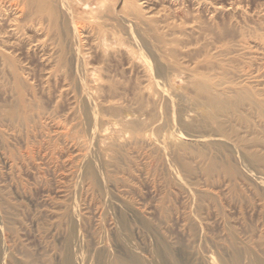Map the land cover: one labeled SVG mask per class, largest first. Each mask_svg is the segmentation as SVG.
<instances>
[{
  "label": "rangeland",
  "instance_id": "rangeland-1",
  "mask_svg": "<svg viewBox=\"0 0 264 264\" xmlns=\"http://www.w3.org/2000/svg\"><path fill=\"white\" fill-rule=\"evenodd\" d=\"M180 1L161 22L180 36H166L181 47L178 60L189 62L203 51L213 53L214 46L224 47L216 54L225 63L221 73L237 79L246 73L264 93V0H209L211 11L223 5L211 15L196 11L195 0ZM51 2L47 15L31 14L22 22L20 44L9 53L16 60L25 114L10 69L0 63V264L3 258L8 264H63L65 256L70 264H103L109 252L136 251L147 257L167 230L179 239V230L207 229V240L227 236L223 226H232L239 236L256 228L264 231V186L246 162L238 172L242 182L234 184L217 157L219 168L209 171L193 156L172 157L158 147L161 126L146 131L152 145L116 146L107 139L110 134L105 139L100 135L97 124L110 127L112 122L106 110L97 119L100 106L125 103L133 90L153 80L140 55L144 50L130 38L133 30L148 41L147 25L122 21L121 0ZM231 2L236 5L228 10ZM113 32L127 44L118 49L109 43ZM111 84L116 100L107 94ZM180 98L181 111L187 110L190 104ZM86 105L96 117L83 114ZM14 108L20 112L16 121L8 116ZM171 132L179 141L175 127ZM228 251L226 255L232 249Z\"/></svg>",
  "mask_w": 264,
  "mask_h": 264
},
{
  "label": "bare ground",
  "instance_id": "bare-ground-1",
  "mask_svg": "<svg viewBox=\"0 0 264 264\" xmlns=\"http://www.w3.org/2000/svg\"><path fill=\"white\" fill-rule=\"evenodd\" d=\"M179 1L121 0V6L118 12H120L119 16L122 21L128 22V25L130 22L147 25V28L144 29L147 31V35L150 34V40L148 39L146 41L143 35H139L135 31L133 32L132 29L130 32L132 35L131 37L129 35V37L134 40L133 42H136V46H140L141 49H137L144 50L142 51L143 53L139 52L142 53L140 55L143 56L153 80L148 85L143 83L140 88L133 90L131 92V98L125 103L119 100V104H115V106L107 109L100 106L97 112V119L101 118L106 110L107 114L109 112L112 122L110 121L111 124L109 127L108 124V126L105 125V122H101L100 124L97 121L96 128L103 138L105 136L107 138L108 134H110L111 138L109 136L107 139L114 140V145L131 146L150 145L152 141L149 139L150 135L147 138L149 132L146 133V131L151 126H161L163 132L158 137L157 146L169 152L171 154L170 156L176 157L178 155L184 156L188 154L201 161L202 164L205 163L209 171L215 168L217 165L216 159L219 158L221 161L220 168H224L225 174L232 177L234 184H237L238 180L241 181L242 176L238 172H241L240 168L246 162L251 166V170L264 186V93L260 92L257 87L258 80L252 79L246 73H243L242 77L238 79L229 76L228 73H221L223 72L225 63L216 54L222 51L224 48L223 44V48L221 46L213 47V51L216 53L203 51L201 55L194 57L189 62L178 60L177 54L181 47L173 39L167 40L166 36H174L176 39H180V36H176L173 30L170 31L173 27L170 28L168 23L161 25V22H165L162 18H164L163 16L167 9L169 10L177 6ZM195 1L196 11L204 10L206 14L211 11L208 4L209 0ZM50 3H52L51 0H0V63H5L10 69L15 88V96L21 103L19 110L23 114H25L27 109L23 101L24 91L19 87L20 84L16 75V60L9 53L14 54L17 44H20L18 43L19 38H21L19 34L25 29V24H22V22L25 23L24 20H27L31 14L35 16L47 15L52 8ZM234 4H228V10L231 7L233 8ZM222 7L223 5H219L213 8L212 11H221ZM232 11L234 10L232 9ZM212 15L214 14L212 13ZM51 24L54 26L56 23L52 20ZM144 29H142V33L145 32ZM222 36H219L221 41H223ZM109 43L114 46L116 45L118 48L122 47V45L125 46L127 40L121 34L113 32L109 36ZM111 50L109 49V51ZM115 52L116 49L114 50ZM121 52L124 51L121 50ZM127 58L129 59V55ZM130 61L132 62V60ZM92 80L94 82L98 81V79ZM108 88L109 93L107 92V94L109 98L114 99V97H117L113 94L115 90L113 85H109ZM98 92L104 93L101 88ZM180 97H183V102L190 104L187 110L181 111L179 103V100H181ZM88 106L86 105L82 108L83 114L87 117L88 113H91L92 116L96 117L94 109H90V106ZM8 113V116L15 117L20 112H18L17 108H14L10 109ZM14 120H17L16 117ZM182 126L185 127L183 131L180 130ZM174 127L178 131L176 133L180 137L179 141L171 135V129H174ZM101 145L103 144L101 143ZM111 145L114 146L113 144ZM128 148L130 149V147ZM215 157L217 158L215 159ZM217 168H219L218 165ZM89 169L91 176L93 178L96 177L93 167L91 168L90 166ZM175 176L177 177L176 174ZM229 177H227V181L230 180ZM258 197V201H262V198L264 199L263 194L262 198L259 195ZM154 213L156 214V212ZM192 215L190 214V216ZM182 219L185 220L184 217ZM185 224L188 225V223ZM222 228L223 230L226 229V235L229 238L223 235L207 240L209 238L206 237L209 234L206 232L207 229H204V231L201 229L202 231L200 232L199 230L200 233H198L195 229L190 228L185 230V232H182L184 229L182 231L179 230L181 237L176 239L169 237L167 230L165 231L166 233L161 232L160 237H157L155 242L153 241V245L146 253L147 257L142 256L136 251L131 252L130 255L121 252H109L105 255L103 264H264L263 230L256 228L250 232L246 231L239 236L238 232L232 226H223ZM223 230L221 229L220 231L223 232ZM230 248L232 249L231 254L226 255L225 252L231 250ZM228 253L230 252L228 251ZM81 255L83 254L81 253ZM65 257L63 264H70L69 258L67 256ZM3 264H8L7 258H3ZM29 264L39 263L36 261L30 262Z\"/></svg>",
  "mask_w": 264,
  "mask_h": 264
}]
</instances>
